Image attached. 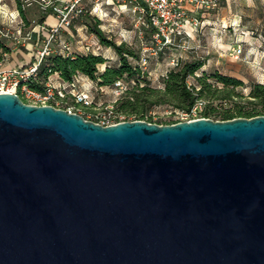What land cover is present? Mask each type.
Wrapping results in <instances>:
<instances>
[{
    "label": "water",
    "instance_id": "water-1",
    "mask_svg": "<svg viewBox=\"0 0 264 264\" xmlns=\"http://www.w3.org/2000/svg\"><path fill=\"white\" fill-rule=\"evenodd\" d=\"M0 264H264V115L101 125L0 93Z\"/></svg>",
    "mask_w": 264,
    "mask_h": 264
},
{
    "label": "rangeland",
    "instance_id": "rangeland-1",
    "mask_svg": "<svg viewBox=\"0 0 264 264\" xmlns=\"http://www.w3.org/2000/svg\"><path fill=\"white\" fill-rule=\"evenodd\" d=\"M15 1L14 5L17 6L18 0ZM64 1L70 3L72 0H62V5L57 7L65 5ZM218 1L217 3L220 4L224 0ZM237 3L236 13L240 18L239 24L244 27V30L250 31L247 37H241L245 41H239L242 44V54L238 58H235L236 55L231 49L222 51L217 50L214 46L215 49L211 52L207 47L202 46L203 42L200 43L199 48H190L191 43L188 39H185V41L180 40L173 45L158 43L153 38L151 27L137 10L136 3L132 0H81L80 5L84 9V13L73 19L72 22L71 30L74 35V38L70 39L72 49L79 53V50L76 49L75 40L79 39L80 35H87L88 40L97 39L94 34L88 31V27L98 21L99 27L107 38L113 39L117 43L123 42L129 49L139 54L140 58L138 60L130 57L129 60L133 65H138L147 73L150 86L162 88L163 79L170 69L174 68L179 62L195 59L203 63L200 69L195 72L198 76H201L203 72H217L240 79L243 84L235 88L234 91L247 97L252 83H264V0H238ZM41 13L44 12L39 5L35 2L32 3L24 10L27 19L24 20V25L19 22L10 30L15 33L16 29L20 27L21 35H23L35 25ZM0 27H6V24L2 22L1 13ZM199 35L203 37L202 34ZM68 36L66 32L62 35V37ZM232 37L234 36L232 35ZM1 41L10 48V52L3 55L0 64H23L28 61L30 54L33 53L31 47L27 45V40L20 39L19 43H16V39L13 38L2 39ZM227 42L229 43L230 40ZM231 42H234V38ZM97 52L105 61L98 66L99 71H102L105 66L118 65V56L112 48L101 45V49ZM193 76L188 78V82L196 84L195 77L197 76ZM81 82L86 83L85 86L78 85L77 89L84 92L91 104L87 108L78 106V112L85 119L93 122L111 120L109 119L111 117L104 113L105 108L111 105L113 107L122 91L135 84L133 80H121L113 86L99 87L93 80L91 83L85 80ZM217 85L222 87L221 84ZM68 102L72 104L70 99H68ZM112 109L114 110V107ZM175 109L167 104H161L147 111L142 119L120 113L118 120H143L160 125L170 124L176 119Z\"/></svg>",
    "mask_w": 264,
    "mask_h": 264
},
{
    "label": "trees",
    "instance_id": "trees-1",
    "mask_svg": "<svg viewBox=\"0 0 264 264\" xmlns=\"http://www.w3.org/2000/svg\"><path fill=\"white\" fill-rule=\"evenodd\" d=\"M17 8L22 20L26 21L18 1ZM45 13L54 12L52 8H49ZM43 19L42 16L39 21L42 22ZM98 24L99 22L95 21L89 25L88 31L97 37L100 44L115 51L119 59L117 66H105L102 71H99L98 66L105 62L101 55L76 53L73 57H65L56 54L41 62L36 77L30 78L28 85L41 90L48 77L54 72L65 81H71L74 75L80 73L93 80L99 87L113 86L121 80H133L135 84L125 88L113 104L116 118L122 113L142 119L147 111L161 104L186 110L199 97L207 99L208 104L204 115L212 119L227 120L235 117L250 118L264 115V83H252L248 96L244 97L234 91L243 84L240 79L217 72H203L201 76L195 77L196 84L199 86L198 90L194 86H188L187 78L194 75L203 65L199 60L177 63L167 72L162 88L150 86L147 73L129 60V57L138 60L139 54L129 49L125 43H117L107 38ZM9 52L10 48L0 40V60ZM217 84H221L222 87H218ZM83 107L87 108V106Z\"/></svg>",
    "mask_w": 264,
    "mask_h": 264
},
{
    "label": "built area",
    "instance_id": "built-area-1",
    "mask_svg": "<svg viewBox=\"0 0 264 264\" xmlns=\"http://www.w3.org/2000/svg\"><path fill=\"white\" fill-rule=\"evenodd\" d=\"M132 1L136 3L137 10L144 16L151 29H153V38L162 45H173L175 42L188 39L189 33L185 29V24L187 22H189L192 27H197L199 25L197 18L193 17L188 19L187 12L183 9L182 4L189 3L195 8L213 5L212 0ZM18 2L19 8L22 11L34 2L39 5L43 12L52 8L56 15L57 23L52 27L46 28L45 35H42L38 41L35 52L26 65L0 64V93L17 94L26 104L35 106L50 105L55 108L64 109L68 113L79 114L78 106H89L91 104L90 101L87 100L84 92L77 89L78 85L85 86L86 83L81 82L82 80L88 81L89 83L92 82L87 76L78 73L73 76L71 81H65L58 73L54 72L48 77L41 90L30 87L27 82L30 78L36 77L41 62L47 57L56 54L65 57H73L78 52L73 51L70 39L74 38L71 30L73 19L80 17L84 13V9L80 5L81 0H72L70 3L64 1L65 5L62 7H57L58 5H62V0H18ZM9 16L10 21L6 24V27H0V40L13 38L16 39V43H19L20 39L23 41L30 40L33 28L21 35V29L19 27L14 33L10 28L18 16V12L17 15ZM64 32L71 38L62 37ZM88 39L89 37L87 35H80L79 39L75 40L77 44L76 49L79 50V53L99 55L97 51L101 49L102 44H100L98 39ZM54 45H56V47H54ZM230 49L237 57L242 53L241 42L234 44ZM194 75L198 76L197 73H194ZM189 77L194 76L192 75ZM188 78L186 80L187 85L194 86L195 89L198 90L199 86L195 83H189ZM68 99L72 101V104L68 102ZM207 104V99L199 97L188 109H175L176 119L173 123L192 121L200 118L212 119L204 115ZM112 108L111 105L110 107H106L104 111L108 117H111L109 118L111 120L95 123L110 125L121 122V120H118L116 115H114L115 113H113L114 110Z\"/></svg>",
    "mask_w": 264,
    "mask_h": 264
},
{
    "label": "crops",
    "instance_id": "crops-1",
    "mask_svg": "<svg viewBox=\"0 0 264 264\" xmlns=\"http://www.w3.org/2000/svg\"><path fill=\"white\" fill-rule=\"evenodd\" d=\"M212 1L213 5L200 6L198 8H195L189 3L182 4L183 9H185L187 12L188 19L195 17L199 21V25L197 27H192L189 22L185 24V29L189 33L188 41H190L191 43L190 48L193 49L199 48L201 46L200 43L203 42L202 46L207 47V49H209L211 52L214 51V46H216L217 50L226 51L229 50L232 46H234V44L239 43L240 40L245 41V39H241V37H247L250 31L244 30V27H241L239 24L240 18L236 13V6L238 4V0H224L220 4L217 3L218 0ZM0 3V13L2 16V22L4 24L9 23V15L14 16L17 15L18 12V16L16 17L11 27L13 28L15 25L19 24V22L24 25V21L22 20L19 14V9L17 8V6L14 5V3H16L15 0H0ZM42 16L44 19L42 22H40L39 20ZM56 23L57 18L55 13H41V16L38 18V21L35 23L34 26L31 27V29L33 28L32 37L30 40L27 41V45L31 47L33 53L30 54L28 61L23 64L9 65H26L31 60L37 47L38 41L40 40L42 35H45L46 28L52 27L56 25ZM199 34H202L203 37H200ZM232 35L234 37H232ZM66 38L71 37L68 36ZM233 38L234 42H231ZM229 40L230 42L228 43L227 41ZM238 57L239 55L235 58Z\"/></svg>",
    "mask_w": 264,
    "mask_h": 264
}]
</instances>
